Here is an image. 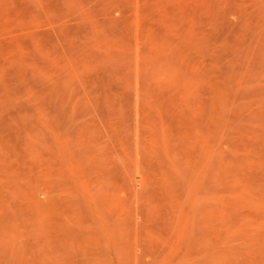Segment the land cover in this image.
<instances>
[{"label":"rangeland","instance_id":"1","mask_svg":"<svg viewBox=\"0 0 264 264\" xmlns=\"http://www.w3.org/2000/svg\"><path fill=\"white\" fill-rule=\"evenodd\" d=\"M0 264H264V0H0Z\"/></svg>","mask_w":264,"mask_h":264}]
</instances>
